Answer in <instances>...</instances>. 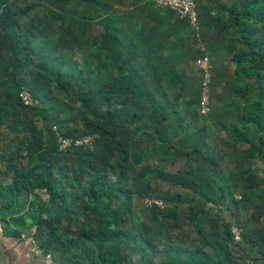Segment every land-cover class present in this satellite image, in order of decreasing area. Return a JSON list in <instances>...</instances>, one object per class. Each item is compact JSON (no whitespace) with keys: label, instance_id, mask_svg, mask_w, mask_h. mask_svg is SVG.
<instances>
[{"label":"trees","instance_id":"obj_1","mask_svg":"<svg viewBox=\"0 0 264 264\" xmlns=\"http://www.w3.org/2000/svg\"><path fill=\"white\" fill-rule=\"evenodd\" d=\"M108 1L0 0V221L62 264H244L241 253L264 263V177H256L264 175V0H194L198 32L170 9L128 0L118 15ZM138 11L135 27L128 19ZM206 53L234 65L224 84L220 70L211 78L210 99L221 106L200 117L195 91L185 110L197 131L176 142L185 132L178 102L192 88L180 66ZM22 90L38 104L24 106ZM228 98L241 100L235 115ZM221 112L231 116L214 122ZM207 122L225 135V151L206 142ZM84 137H93L90 147L59 151V138ZM149 141L183 159L154 179L191 194L164 192L166 208L149 209L151 227L137 223L132 206L153 192L143 181L149 166L132 173ZM225 161L234 169L228 184ZM178 205L187 206L185 222ZM232 227L241 233L235 245Z\"/></svg>","mask_w":264,"mask_h":264},{"label":"rangeland","instance_id":"obj_2","mask_svg":"<svg viewBox=\"0 0 264 264\" xmlns=\"http://www.w3.org/2000/svg\"><path fill=\"white\" fill-rule=\"evenodd\" d=\"M141 1H144L147 4V7H149V8L154 7L156 9H160V8L155 7L153 4H151L150 2H148L146 0H141ZM202 1L205 4L206 2H209L212 0H202ZM116 2L117 1H115V0H109L106 3H109L113 7V10H115L114 12L118 15L122 14L126 8L128 10L131 9V6L129 3H128L129 5L127 4L128 7L123 8L122 6H119ZM125 2L126 1H123V3H125ZM100 3L103 4L105 2H100ZM219 4L222 6H229L230 0H219ZM86 14L89 15L90 17H94V9L91 8L90 10L86 11ZM174 16H176V14H174ZM94 29L95 30L98 29V24L94 25ZM223 54L224 53H219L218 58L213 59L210 57L209 54L206 53L207 58H208V63L210 66L211 78L213 76V73H215V71L217 72L218 70H220L218 72H222V73H223V71H230V70L232 71V68L234 67V65L229 64L227 60H224ZM80 58H81V53L77 51V53L75 55H73L72 60L74 61V63H76L77 61L80 60ZM180 70L183 71L184 76L187 79L186 83L192 85V88H190L187 96H184L178 102L179 108H177V112L181 114V120L183 121V129H185V132H182L181 135H179L176 138V142H177L178 138L185 136L186 132L188 134H193L197 131L193 127V122L191 121L189 114L188 113L186 114L185 103L187 101L192 100L195 97V95H194L195 91H198V90L201 91L199 88H200V83L202 80L201 72L197 71L193 62H186V63L181 64ZM225 80H227V78H226L225 74L223 73V76L221 78V81H222L221 84H224L223 81H225ZM167 90H168V88L166 87L164 90L165 95H167V97H169ZM223 98H225V97L223 96ZM211 102H212L211 103L212 110L215 106H217V107L219 106V108H220L221 104L218 103L215 100V98H212ZM226 102L228 104L232 105L233 115L237 114V112H239L242 109L240 99L228 98V99H226ZM193 109H194V107H191V110H193ZM196 110H197V108H196ZM230 114H227L225 112H221V114L218 115V117L215 119L214 122H216V123H221L222 121L224 122L227 118V115L231 116ZM199 123H200V125L204 124L202 119L199 120ZM206 126H207L206 142L211 146V149L215 150V151H219V150L225 151L226 147L223 145V141H226L225 135L221 131H219L217 126H215L214 123H212V122L211 123L207 122ZM169 131H170V133H172V129H170ZM249 133L251 134V136H253V133L251 131H249ZM145 144L146 145H144V146H146V148H147V152L145 154L146 158H145L144 162H141L138 165H136V167L134 168V171L132 173L135 176V174L138 172V170L141 169L142 167H144V165H147L152 169V172L149 175H147L143 180L144 182L149 183V186L153 191L150 196L153 197L154 199L159 200V199H161L162 194L164 192H167L168 195H170L171 197H173L174 195H178L182 199H184L183 197L185 195L187 197H190L191 196L190 192H188L186 190H182L178 186H172V185L166 186V185H164V182H165L164 180L162 181L158 178L154 179L155 175H157V172H159L161 174L173 175L176 172V170L182 166L183 159L174 160L169 155H164L163 151L159 147L158 142L151 143V141H149V142H146ZM142 148H144V147H142ZM176 150H178V149H176ZM172 160L174 162H170ZM226 163L227 162L225 161V163L221 164L222 173H223L222 177H223L224 181H226L224 183L228 184L227 181H229L228 179H230L234 169L232 167L233 165H230V166L227 165V167H226ZM198 165L203 166L201 162H198ZM206 175L207 176L209 175L208 172L206 173ZM256 177H257V179H262L264 177L263 172L261 170L258 171L256 173ZM233 195H234L235 200H237V201L239 200L240 197H242L240 190H238L236 193H233ZM143 199L144 198H142V199H138L136 197L133 198L132 206H133V210L135 212V219H136L137 223H140L143 225H149L151 227L153 225L151 223V218L149 216V210L144 207ZM186 208H187L186 205H178L176 208V215L184 222H185L184 213L186 211ZM250 209H252V207ZM251 214H252V211L249 210L247 212V215L250 216ZM222 218H228V216L223 214ZM262 227H263V224H261V223H253V222L248 223V229L249 230L250 229L259 230ZM205 228L207 229V227H205ZM238 257L240 258V261L242 263L249 264L244 253H241L240 255H238ZM257 264H264V263L258 262Z\"/></svg>","mask_w":264,"mask_h":264},{"label":"built area","instance_id":"obj_3","mask_svg":"<svg viewBox=\"0 0 264 264\" xmlns=\"http://www.w3.org/2000/svg\"><path fill=\"white\" fill-rule=\"evenodd\" d=\"M153 4L155 7L160 9H170L174 11L178 19L186 20L191 29L198 32L199 22L196 11V5L194 0H146ZM194 65L198 71L201 72L202 80L200 83V101L198 107V114L200 117H206L211 111V99H210V86H211V71L208 63L207 55L204 54L198 57ZM19 99L24 106H36L38 101L33 99L31 95L26 91L22 90L19 93ZM93 137H84L82 140L72 142L71 140L59 138L58 145L59 151L65 152L72 147H90L91 139ZM143 205L146 209H157L163 210L166 206L162 201L154 199L152 197H145L143 199ZM231 236L233 244H238L241 241L240 230L236 227L231 228ZM33 254L37 258L43 260V264H62L59 257L55 254H45L40 246L33 242L32 248Z\"/></svg>","mask_w":264,"mask_h":264},{"label":"crops","instance_id":"obj_4","mask_svg":"<svg viewBox=\"0 0 264 264\" xmlns=\"http://www.w3.org/2000/svg\"><path fill=\"white\" fill-rule=\"evenodd\" d=\"M123 1H126L123 3ZM128 0H121V4L123 8L128 7ZM138 6H144L151 10V12H156V8L154 7L149 8L144 1L137 3ZM143 14L138 11L136 16L131 17L129 16L128 23L133 22V26L137 27L136 25L139 23L135 19L139 18ZM146 19L149 18L146 16ZM151 20V19H150ZM150 20H148L150 24ZM146 34V33H144ZM146 38V37H144ZM147 41H153L152 37H147ZM138 45V44H137ZM167 50L162 52V48L159 49V54L166 53ZM9 226L7 223L0 221V264H43V260L41 258H37L33 252V243L31 240L26 238L27 233H23V236L20 238L14 237L12 233L9 231Z\"/></svg>","mask_w":264,"mask_h":264}]
</instances>
